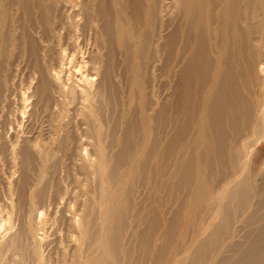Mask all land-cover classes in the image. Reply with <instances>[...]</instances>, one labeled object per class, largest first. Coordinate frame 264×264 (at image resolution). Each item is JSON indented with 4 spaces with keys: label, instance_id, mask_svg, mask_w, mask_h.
<instances>
[{
    "label": "bare ground",
    "instance_id": "obj_1",
    "mask_svg": "<svg viewBox=\"0 0 264 264\" xmlns=\"http://www.w3.org/2000/svg\"><path fill=\"white\" fill-rule=\"evenodd\" d=\"M54 261L264 264V0H0V264Z\"/></svg>",
    "mask_w": 264,
    "mask_h": 264
},
{
    "label": "rangeland",
    "instance_id": "obj_2",
    "mask_svg": "<svg viewBox=\"0 0 264 264\" xmlns=\"http://www.w3.org/2000/svg\"><path fill=\"white\" fill-rule=\"evenodd\" d=\"M26 117L28 119V114H27V116H25V118H24L25 120L23 119L24 122H25V123L23 122L24 125H27L28 122H29V120L27 121ZM63 171L64 172H67L65 170H63ZM15 174L16 173H14L13 181H15V180L17 181L19 179V174H16V175ZM65 175L66 174L65 173H62V172L58 173V179L59 180H57V181H59L62 190L65 191V192H67L66 198L68 196V198H67L68 203L65 204V202H64L62 204V206H60V210L61 211L64 210V213H65V211L67 212V210L70 213H73L75 209H74V204L72 202V199L75 196H78V195H81V194L85 195L86 192L89 191V187L87 189L86 186H85L86 188L84 187L83 182L81 183V181H82V178L81 177L82 176L73 173L72 175L70 174L68 178H66ZM62 178H63V180H62ZM64 179H66V180H64ZM46 180H47V178H46ZM83 192H85V194ZM71 195H73V198L71 197ZM55 213L56 212H53V211L46 212L45 213V216L43 217L42 221L40 222L41 224H40L39 227H40V229H44L43 231H44V235L46 237V243H48V244L50 243L51 244V242H52V244L47 247V252H46L47 255L48 256L51 255L52 257L55 258V260L58 261L59 260L58 259V255H61L62 253L65 254L67 252V249H68L67 248L68 247L67 243L70 242V237H71L70 235L71 234H70V232L68 230V224H67V222L65 220H63L62 218H60L61 212L58 210L57 213H56L57 216H55L56 215ZM67 232H69V233H67ZM57 261H54L55 264H58V263H56Z\"/></svg>",
    "mask_w": 264,
    "mask_h": 264
}]
</instances>
